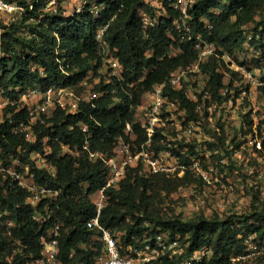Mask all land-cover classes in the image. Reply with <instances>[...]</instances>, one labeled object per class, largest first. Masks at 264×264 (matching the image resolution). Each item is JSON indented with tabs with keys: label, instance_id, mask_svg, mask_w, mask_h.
Masks as SVG:
<instances>
[{
	"label": "trees",
	"instance_id": "trees-1",
	"mask_svg": "<svg viewBox=\"0 0 264 264\" xmlns=\"http://www.w3.org/2000/svg\"><path fill=\"white\" fill-rule=\"evenodd\" d=\"M15 1L24 9L23 13L10 25H0V88H5L16 99L20 92L31 87L46 89L55 82L76 86L92 74L100 77L94 90L104 94L94 105L82 102L76 114L58 110L47 120L48 126L39 122L35 126L36 143L26 142L23 135L15 134V124L10 120L1 122L0 148L3 152H15L20 148L25 151L24 158L34 150L43 153L41 141L47 135L78 147L89 141L91 150L109 157L115 154L119 141L131 145L146 141L144 129L135 121L143 96L156 84L165 82L173 71L189 66L198 57L194 42L188 36L182 39L181 30L173 24L178 12L167 5L169 17H160L155 26L146 29L140 11H147L152 17L156 11L144 0H94L97 5H105L100 17L91 11V0L73 15L64 14L63 0H56L52 5L56 10L51 9L52 0ZM263 11L264 0H198L190 11L192 33L201 34L217 49L208 64L203 65L211 76V88L215 93L222 85L218 68L224 62L219 57L224 54L236 57L244 50L243 25L249 24L255 34H261L260 45L256 48L264 56ZM107 25L104 39L108 52L125 69L123 79L113 77L110 82L104 80V52L97 38L98 31ZM165 93L180 101L188 119H198L194 103L181 91L166 85ZM14 110L15 107L10 109L14 121L27 118L24 110L16 113ZM128 124L132 127L130 131ZM80 125H86L89 132H83ZM71 126L74 128L70 129ZM164 138L160 130L155 132L153 146L157 151L167 147L163 144ZM220 139L225 146L226 142ZM58 152L56 149L52 155L57 168L55 176L32 167L41 185L59 192L57 202L52 204L53 217L47 221L45 229L56 218L63 221L65 229L59 239V259L64 264H90L102 253V242L86 226L96 215L90 197L106 185L108 169L101 161H90L86 152L78 159L58 157ZM174 152L186 164L197 154L195 150L188 156L176 149ZM191 179L190 169L182 177H168L144 173L142 165H138L128 169L118 186L106 190L108 202L100 221L117 234L122 253L130 247L143 245L145 240L153 243L154 237L163 232L179 238L185 248L181 256H191L196 250L208 247L212 252L210 264H230L232 257L247 255L246 240L250 235H254V242L264 247V206L256 204L257 199L253 202V212L238 219L231 215H201L194 220L162 216L158 206L163 193L177 190ZM28 194L25 189L7 187L0 175V209L3 212L0 264H27L31 256H41V232L37 233L40 223L35 214L45 215L46 205L44 201L37 207L31 206L26 201ZM7 219L16 225L12 236L4 222ZM16 239L24 247L18 245ZM158 262L173 264L168 256L161 257Z\"/></svg>",
	"mask_w": 264,
	"mask_h": 264
},
{
	"label": "built area",
	"instance_id": "built-area-1",
	"mask_svg": "<svg viewBox=\"0 0 264 264\" xmlns=\"http://www.w3.org/2000/svg\"><path fill=\"white\" fill-rule=\"evenodd\" d=\"M197 1L144 0L156 11L155 17H152L147 11H140L144 28L155 26L160 17H169L166 8L169 5L179 14L173 24L177 29L181 30V38L188 36L194 42V48L198 51V57L193 63L185 68L181 67L173 71L165 82L156 84L151 91L147 92L151 100L147 104L143 103L139 106L141 112H144V116L140 118L139 112H137L135 119L144 129L147 137L146 141L140 145H131L130 143L119 141L115 148V154L110 157L106 153L91 150L89 141H85L82 147H78L77 145L66 144L58 137L52 139L49 135L45 136L41 141L44 152L41 153V151L34 150L27 158L22 156L25 151L20 148L18 151L7 153H4L0 148V175L5 180L7 187L27 190L29 194L26 201L33 207H37L44 201L46 205L45 215L41 213L35 214L36 221L40 223L37 233L41 232V256H31L27 264H64L59 259V239L65 229L63 221L56 218L45 229V224L53 217L52 204L57 202L59 192L41 185L37 181L36 171L32 168L34 166L37 169H43L55 176L57 168L52 155L56 149L59 151L58 157L72 156L74 159H78L82 152H86L90 161H101L108 169L106 185L90 197L95 205L96 215L87 221L86 226L102 242V253L90 264H156L163 256H168L174 261L175 256L183 255L185 248L180 244L179 238L172 237L168 232L157 234L153 243L145 240L143 245L134 248L130 247L126 253H122V246L118 243L117 234L101 223L100 216L108 202L106 190L118 186L130 167L142 165L143 170L148 171L150 174H165L168 177H182L188 169H197L202 177L207 179V174L198 166L193 157H190V164L182 162L181 156L176 154L174 149L185 156H188L189 153L177 148L176 144L172 146L171 141L168 139L167 123L164 121L165 112L174 109L184 112L187 117L188 114L185 109H181L179 100L172 99L165 93L166 85L175 91H181L190 102L194 103V111L198 115V119L187 118L189 120L187 123H185L186 121L172 120V124L176 126L178 132L184 130V142L186 143L191 142V135L194 129L203 123L213 127L215 132L220 135L222 127L219 126V121L227 123L235 119V101L252 100L257 97L258 92L263 91L264 93V78H262L263 71H261V67L264 66V56L256 48V45H260L259 42L262 36L259 32L255 34L249 24L241 27L246 38L242 53L248 56L249 54L245 51H249L254 57H233L229 54L219 57L224 62V65L218 68V72L222 74V85L217 93L212 90L211 76L205 72L203 65L208 64L213 58L212 56L216 54L217 49L214 43L205 40L201 34L192 33L190 11ZM55 3L56 0L51 1V5ZM96 6L98 5H92L91 11L96 17H100L104 8L99 10ZM82 8L83 5H80L76 12H80ZM16 9L24 11L22 7L15 6L12 2L0 0L1 11L12 12ZM107 28L108 25L102 27L97 33V38L104 52V65L102 68L104 80L105 82H110L113 77L123 79L125 69L120 61L108 52L109 48L104 39ZM253 41H255V44H253ZM242 53L240 52L239 55ZM237 59L240 61H237ZM60 67L63 69L62 65ZM63 73L67 74L64 70ZM99 81L100 77H97L94 86ZM83 82L87 83L86 80ZM94 86L91 89L78 91L70 85H64L63 82H55L46 89L40 86L28 88L20 92L16 99L12 98L5 88H0V123L10 120L11 123L15 124V134L23 135L26 142L36 143L37 132L35 126L39 122L46 124L47 120L52 119L58 110L64 111L66 114H76L82 102H89L94 105L104 94L102 91H95ZM16 91H19V89L17 88ZM252 105L253 108H250L243 115V118H246L244 125L248 122L250 128L249 138L254 148L264 151V129L261 128V123H264V100L260 103L257 101L253 102ZM14 107V113L24 110L27 118L20 122L14 121L13 113L10 112V109ZM167 120L170 121L169 117H167ZM73 128V126L70 127V129ZM80 129L83 132H89L86 125H80ZM127 129L129 131L132 129L130 124L127 125ZM157 130H160L162 135L165 136V140L162 141L163 144L167 145L161 151H157L153 146ZM182 138L179 135V139L182 140ZM224 141L226 142L224 147L229 151V153H226L231 154L228 149L231 142L228 139ZM2 215L3 212L0 209V218ZM4 222L6 223L8 234L12 236L13 228L16 226L15 223L11 219H7ZM15 241L18 245L23 246L20 240L16 239ZM211 253L208 247L198 249L191 256H186L188 259L186 264H207V259ZM157 264L162 263L158 262Z\"/></svg>",
	"mask_w": 264,
	"mask_h": 264
},
{
	"label": "rangeland",
	"instance_id": "rangeland-1",
	"mask_svg": "<svg viewBox=\"0 0 264 264\" xmlns=\"http://www.w3.org/2000/svg\"><path fill=\"white\" fill-rule=\"evenodd\" d=\"M4 1L10 2V0ZM87 1L63 0L61 6L65 10V15H73L77 8ZM90 2L93 6L97 5L94 0ZM12 3L18 6L16 1ZM50 6L51 9L56 10L55 6ZM104 6L102 4L96 7L102 10ZM22 13L23 11L20 9L12 12L0 10V25H10ZM256 20L258 21L259 17H256ZM1 32L2 29H0ZM245 52L249 54V57H254L249 51ZM248 56L244 53L236 55V57ZM237 61L240 60L237 59ZM261 71H263L262 78H264V66L261 67ZM96 78L97 76L93 77L90 74L86 79L87 83L82 82L72 87L78 91L91 89L96 82ZM263 94L262 91L258 92L257 97L252 100L235 101V119L227 123L219 121V126L222 127L220 135L215 132L213 127L203 123L194 129L191 135L192 140L189 143L184 142V130L178 132L176 126L172 124V120L186 121L185 123H187L189 121L187 115L174 109L165 112L164 121L167 123V136L172 146L176 144L177 148L182 151L185 150L187 153L195 150L197 154L192 157L207 174V179H204L197 169H193L191 170L192 179L187 185L170 193H163L158 206L162 216H176L183 220H194L201 215L207 217L231 215L238 219L253 212L254 200L257 199L256 204L259 203L264 206V151L254 148L249 138L250 128L248 122L244 125L246 118H243L244 113L253 108V102L260 103L264 100ZM150 100L151 97L146 93L143 96L142 104H147ZM137 112H139V117L143 118L144 112H141L140 107ZM167 117L170 121L167 120ZM261 128L264 129V123H261ZM179 135L183 137L182 140L179 139ZM220 138L223 140L228 139L231 142L228 148L231 154L226 153L227 149L222 145ZM169 141L167 140L168 143ZM144 173H146L145 170ZM253 240L254 235H250L247 241L248 254L232 257L230 264H264V247ZM210 261L211 255L207 259V264H210ZM186 262H188L187 257L177 255L174 257L173 264H186Z\"/></svg>",
	"mask_w": 264,
	"mask_h": 264
}]
</instances>
